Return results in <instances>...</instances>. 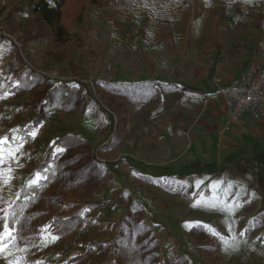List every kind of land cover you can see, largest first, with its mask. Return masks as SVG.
<instances>
[{"label": "rangeland", "instance_id": "obj_1", "mask_svg": "<svg viewBox=\"0 0 264 264\" xmlns=\"http://www.w3.org/2000/svg\"><path fill=\"white\" fill-rule=\"evenodd\" d=\"M62 22L68 35L57 42L27 0H0V137L22 142L15 152L18 161L5 153L3 167L12 168L13 178L0 188V209H8L21 186L34 179L43 150L63 133L89 140L92 156L107 167L110 181L96 189L91 222L70 234L48 229L59 237L55 242L45 234L35 243L18 241L27 251L18 252L16 241H6L12 247L0 256V264L16 256L26 257L28 264L107 261L109 255L87 252L84 243L115 236L126 202L122 193L142 206V218L160 243L161 264H264V134L243 132L233 148L217 146L216 134H186L178 141L179 88L136 107L110 99L95 84L153 79L179 86L207 75L221 57L240 63L250 54L249 63L256 57L264 63V0H66ZM20 67L37 73L41 83L30 91L9 90L12 72ZM47 80L86 87L89 101L85 112H52L30 128L32 105ZM109 140L115 146L102 148ZM197 181L203 183L197 187ZM217 181L225 183L213 189ZM229 182L232 187L225 190ZM216 200L220 203L213 207ZM210 229L236 249L226 251ZM209 240L217 245L215 255L203 247Z\"/></svg>", "mask_w": 264, "mask_h": 264}, {"label": "trees", "instance_id": "obj_2", "mask_svg": "<svg viewBox=\"0 0 264 264\" xmlns=\"http://www.w3.org/2000/svg\"><path fill=\"white\" fill-rule=\"evenodd\" d=\"M27 2L32 13L38 14L43 23L49 27L54 39L57 42L64 41L68 35V29L62 22L66 0H27ZM24 68L20 67L12 72L14 83L8 87L9 90L30 91L41 83L37 73ZM95 84L100 85L109 94L110 99L121 98L125 103L136 107L156 102L161 95L178 90V86L173 82H157L153 79L97 80ZM87 90L86 87L83 89L74 83L58 81L53 84L47 80L43 89L36 94L37 98L32 105L33 117L26 124L33 128L43 121L45 116L56 111L85 112L90 96L86 93ZM89 144V140L84 136L63 133L43 150L42 160L35 165L34 171L47 170L44 174L47 179L41 180L39 186L35 188L28 186L27 180L11 205L10 211L15 215L7 216L9 224L19 221L15 227L18 229L20 242L39 241L44 235L41 230L46 225L51 226L49 229L51 232L62 235L78 231L80 224L91 222V211L96 209L98 204L95 199L93 200L94 196L97 197L96 189L107 185L110 177L107 167L92 156ZM115 144L116 141L109 140L101 147L111 149ZM61 148L64 149L63 152L58 151ZM33 176L34 173L29 179ZM144 180L152 184H161L147 178ZM122 194L126 202L115 236L112 239L87 241L84 243L85 250L109 255L108 260L100 264H161L160 243L154 230L142 218V206L132 195ZM83 198L88 201L80 203ZM73 206H76V209L69 212ZM46 215L50 217L44 221ZM198 226L200 225L192 227L191 230H196ZM203 247L209 250L210 254H217V245L211 240ZM39 262L44 264L45 261Z\"/></svg>", "mask_w": 264, "mask_h": 264}, {"label": "crops", "instance_id": "obj_3", "mask_svg": "<svg viewBox=\"0 0 264 264\" xmlns=\"http://www.w3.org/2000/svg\"><path fill=\"white\" fill-rule=\"evenodd\" d=\"M246 60L236 63L237 61H228L231 58L221 57L219 61L210 69V72L205 75V72L197 76L195 81L180 84L179 102L177 110V123L175 126L176 136L178 141L183 140L188 134L195 137H204V135L216 134L217 146L233 148L235 143L240 142L241 133L254 136L264 134V127L259 126L260 122H254L249 116L245 115L239 123H235L226 128L227 118L225 109L220 102L210 103L206 106L199 103V96L202 93L210 92L216 89L217 86L228 85L232 82L240 80L246 74L253 77L264 76V63L256 59H252V55L248 54ZM234 65H233V63ZM254 123H258V128H254ZM255 132V133H253ZM240 135V136H239ZM259 136V135H258ZM175 137L171 138L173 142ZM181 137V138H180ZM220 141V142H219ZM219 142V145H218ZM175 177V176H171Z\"/></svg>", "mask_w": 264, "mask_h": 264}, {"label": "built area", "instance_id": "obj_4", "mask_svg": "<svg viewBox=\"0 0 264 264\" xmlns=\"http://www.w3.org/2000/svg\"><path fill=\"white\" fill-rule=\"evenodd\" d=\"M198 100L204 106L220 102L225 109L226 128L242 120L245 115L253 121H264V76L246 74L238 81L202 93ZM100 208L104 209V204Z\"/></svg>", "mask_w": 264, "mask_h": 264}, {"label": "snow or ice", "instance_id": "obj_5", "mask_svg": "<svg viewBox=\"0 0 264 264\" xmlns=\"http://www.w3.org/2000/svg\"><path fill=\"white\" fill-rule=\"evenodd\" d=\"M247 2H250V0H247ZM3 98V97H0ZM30 135L35 136V132H31ZM5 144H8V148L5 149ZM22 147L21 143H16L15 141H9L7 137H0V188L8 185L12 180V168L9 167L7 171H5L3 165L5 162V153L7 151L8 157L11 160L18 161L19 157L15 155V152H18L19 149ZM15 150V151H14ZM59 152H63L64 149H58ZM47 171V170H45ZM47 179L46 176H42L40 172L35 173L34 179L28 182V186L30 187H38L41 180ZM203 181H197L196 186L199 187L200 184H202ZM223 181H217L215 184L212 185L213 189H216L219 185L224 184ZM231 183H227L225 190L228 188H231ZM203 199V197H202ZM3 200V196H0V201ZM5 203H7L5 201ZM197 203H200L198 201ZM217 203H220L219 200H216L215 203L212 204L213 207L216 206ZM232 207H235L234 205ZM11 205L8 206V209H0V212H5L4 217H0V256H3L5 253L6 248L10 249L12 247L11 244L6 243V241H16L17 242V251H27L26 248H20L18 247V241L20 237L18 236V229L15 227V224H18L19 221H16L15 224H9L5 223L4 221L7 219V216L15 215V213L10 211ZM51 226H45L44 229H42V233H44L47 236H50L51 242H55L59 237L56 234L51 233L48 231ZM213 235L219 236L221 243L224 245L225 250H235L237 245L230 241L227 237L220 236L218 232H216L214 229H210ZM44 237L42 236L41 239ZM234 240V238H233ZM46 246V244H45ZM8 255H12V252L9 251ZM9 264H28L26 257H20L16 256L14 260L9 261ZM36 264H42V262H36Z\"/></svg>", "mask_w": 264, "mask_h": 264}]
</instances>
